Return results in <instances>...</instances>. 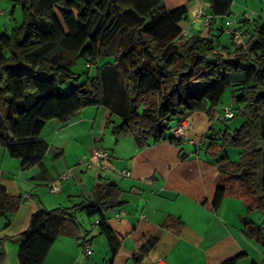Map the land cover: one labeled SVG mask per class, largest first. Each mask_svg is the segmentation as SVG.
<instances>
[{
	"label": "trees",
	"instance_id": "1",
	"mask_svg": "<svg viewBox=\"0 0 264 264\" xmlns=\"http://www.w3.org/2000/svg\"><path fill=\"white\" fill-rule=\"evenodd\" d=\"M9 1L18 7L20 20L0 34V147L20 161L21 169L41 164L49 145L38 136L49 121L68 120L88 106L106 107L108 124L119 119L112 133L132 136L138 147L166 138L180 146L182 140L167 133L173 120L197 111L212 123L226 88L233 86L232 118L242 122L195 143L220 163L213 207L232 196L264 218V15H243L237 31L243 28L245 39L237 45L231 37L230 49L216 44L210 32L184 34L180 23L187 18L186 6L169 8L165 0ZM207 1L211 30L216 16L230 14L232 0ZM79 59L87 65L81 82L72 70ZM91 66L94 75L88 74ZM230 74L237 76L230 80ZM68 80L74 84L64 89ZM228 147L240 150L238 161L228 159ZM21 202L0 180V217L13 215ZM121 204L119 185L99 176L79 203L37 208L20 233L18 264H43L57 237H78V211L97 217L114 256L120 241L105 213ZM248 227L264 247V221ZM157 239L150 236L136 258Z\"/></svg>",
	"mask_w": 264,
	"mask_h": 264
},
{
	"label": "crops",
	"instance_id": "2",
	"mask_svg": "<svg viewBox=\"0 0 264 264\" xmlns=\"http://www.w3.org/2000/svg\"><path fill=\"white\" fill-rule=\"evenodd\" d=\"M165 3L171 8L186 6L187 18L180 25L187 35L207 36L210 32L219 44V35L226 32L230 45L225 41L222 45L230 49L232 32L228 29L237 30L242 15L249 18L258 13L264 15V3L260 12H256L250 8L254 6L253 0H232L230 14L216 16L209 30L192 20L198 6L210 13L207 0H165ZM234 10L239 16H233ZM19 20L18 7H13L9 0H0V34L10 31ZM238 30L242 32L243 28ZM244 39L241 35L237 45L243 44ZM233 103L231 98L228 104ZM109 117L106 107L88 106L68 120H51L38 136L49 145L41 164L21 169L19 160L5 159L13 168L5 166L0 170V180L7 192L21 196L22 202L13 215L0 217L4 264H18L20 233L27 228L37 208L79 203L90 194L99 176L117 183L121 189L122 204L105 213L120 241L117 253L111 256L106 238L99 233L97 217L78 211V237L82 239L60 235L43 264H223L237 256L235 264H264V247L248 232V226L259 227L264 218L257 211H246L242 200L232 196H225L218 208L213 207L220 163L203 146L198 148L187 140L197 142L212 131L221 133L222 128L215 129L214 121L211 123L202 112L187 113L173 125L183 118L191 122L180 146L166 138L138 147L132 136L112 133L111 126L119 119L113 117V123L108 124ZM217 121L231 129L226 119ZM171 133L172 130L168 136ZM94 146H102L110 153L108 165L102 171L78 162ZM122 169H128L130 175L122 176ZM66 171L69 176L60 182V191L49 192L48 184ZM7 221L9 224L5 225ZM153 235L158 238L155 245L137 259L141 247ZM83 238L91 244L87 254L80 250Z\"/></svg>",
	"mask_w": 264,
	"mask_h": 264
},
{
	"label": "built area",
	"instance_id": "3",
	"mask_svg": "<svg viewBox=\"0 0 264 264\" xmlns=\"http://www.w3.org/2000/svg\"><path fill=\"white\" fill-rule=\"evenodd\" d=\"M212 15L210 13H207L206 10L198 6L197 9L194 12L192 20H197L201 23L203 27H207L211 21ZM229 32H232V38L235 43H239L241 40V34L237 30H230ZM184 34H187L183 30ZM234 116V108L232 104H222L219 106L218 110L214 113V119L220 120V119H231ZM191 126V122L187 118H183L181 121L178 122V124L173 127L172 129V136L174 138H179L183 140L185 136V131ZM189 143L194 144L197 146L195 141L193 139H187ZM110 159V153L108 150H106L102 146H94L86 159H80L79 162L82 163L86 168H92L95 167L97 170L102 171L106 169L108 162ZM120 174L122 176H129L130 171L128 169H122L120 171ZM68 172H63L61 175H59L56 179L51 181L48 184V190L51 193H56L60 191V182L62 180H65L68 177ZM120 215V212L116 214L118 217ZM98 220H96V223ZM80 250L83 254H87L91 250V244L90 241L87 239H84L80 242Z\"/></svg>",
	"mask_w": 264,
	"mask_h": 264
},
{
	"label": "rangeland",
	"instance_id": "4",
	"mask_svg": "<svg viewBox=\"0 0 264 264\" xmlns=\"http://www.w3.org/2000/svg\"><path fill=\"white\" fill-rule=\"evenodd\" d=\"M262 3H264V0H253L252 5H254V6L251 7V5H250V8L253 9V10L255 9L256 12H260V6H261ZM169 8H171V7H169ZM262 8H264V6H262ZM239 14L240 13H238L236 10H234V12H233V16L234 17L239 16ZM219 39H220L219 45H222L224 41L226 42V45H230V38H229V35L226 32L221 33L219 35ZM72 70H73V72L75 74H79L78 79H79L80 82L85 79V77H86L85 70H87V65L82 59H79L77 61V63L72 67ZM95 73H96V67L95 66H91V67L88 68V74L89 75H94ZM235 76H237V74H230V80L232 78H234ZM73 84H74V82H72V80H68V82L64 83L63 88L66 89L70 85H73ZM233 89H234L233 86H229V87L226 88V90L224 92V95L222 97L221 103L219 104V106H221L222 103L228 104L231 101ZM176 122H177V118L173 120V122H172L173 125ZM226 122L229 123V126L231 128L230 130L233 131V129L236 126H238L240 122H242V119L238 118V117H235V118L226 120ZM214 123L216 124L215 129H217V130H218V127L222 128V129H225V127H226V123H224L222 121L215 120ZM171 130L172 129L168 130L167 133H169ZM239 151L240 150L237 149V148L228 147L226 149V153L228 155V159L231 160V161H238V159H239ZM3 157H5V158H3ZM5 159H10L11 160L13 158H9L8 154L6 153V151L2 147H0V170H3V168L5 166L6 167L8 166L7 168H13L12 165H10V163H7ZM12 161H16V160H12ZM8 170H10V169H8ZM78 220H79V218H78Z\"/></svg>",
	"mask_w": 264,
	"mask_h": 264
}]
</instances>
